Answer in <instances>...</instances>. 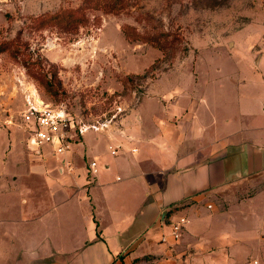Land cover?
<instances>
[{"label":"crops","instance_id":"crops-1","mask_svg":"<svg viewBox=\"0 0 264 264\" xmlns=\"http://www.w3.org/2000/svg\"><path fill=\"white\" fill-rule=\"evenodd\" d=\"M180 93L148 96L125 136L86 133L66 155L71 172L47 150L38 164L9 157L0 168V237L10 238L0 264H229L219 204L229 185L264 180V100L258 110L219 112ZM180 215L190 219L182 238L162 243Z\"/></svg>","mask_w":264,"mask_h":264},{"label":"rangeland","instance_id":"rangeland-1","mask_svg":"<svg viewBox=\"0 0 264 264\" xmlns=\"http://www.w3.org/2000/svg\"><path fill=\"white\" fill-rule=\"evenodd\" d=\"M89 1L0 0V42L11 40L21 50L16 56L0 53V168L9 157L17 160L15 153L20 165L43 162L21 118L28 83H34L43 97L65 104L76 119L92 121L121 108L122 126L129 132L135 116L148 107V96L174 99L185 92L201 104L219 107V112L239 104L261 108L264 0H129L118 14L88 8L89 23L77 31L33 27L41 15L89 7ZM128 24L140 32H171L181 40L164 52L127 38L122 27ZM53 71L61 82L58 97L33 75L44 72L52 79ZM127 76L134 81H124ZM261 186L264 180L259 177L229 185L219 204L222 225L230 233L229 264H245L256 257L264 264ZM210 223L213 226V219ZM9 239L0 237V243Z\"/></svg>","mask_w":264,"mask_h":264},{"label":"built area","instance_id":"built-area-1","mask_svg":"<svg viewBox=\"0 0 264 264\" xmlns=\"http://www.w3.org/2000/svg\"><path fill=\"white\" fill-rule=\"evenodd\" d=\"M24 98L25 107L21 112V118L26 126L30 144L40 154L47 150L58 158L60 172L73 170L72 161L66 159V155L73 149L74 144L82 142L86 133H103L109 137L118 133L125 136L123 120L119 115L122 112L121 108L111 116L86 121L83 118L76 119L65 104H58L43 97L34 83L24 85ZM119 148V144L111 146V153L117 155ZM98 168L97 161H91L88 163L87 173L95 175ZM189 223L190 219L186 215L173 219L169 223V230L161 235L160 241L169 245L178 242ZM245 264H260V261L252 258Z\"/></svg>","mask_w":264,"mask_h":264},{"label":"trees","instance_id":"trees-1","mask_svg":"<svg viewBox=\"0 0 264 264\" xmlns=\"http://www.w3.org/2000/svg\"><path fill=\"white\" fill-rule=\"evenodd\" d=\"M129 0H90L89 7H80L72 9H62L55 13L41 15L35 18L33 27L37 30L39 28L55 27L63 32L77 31L81 26L89 23L88 8L94 10H104L107 13H121L128 7ZM126 37L132 41H140L144 43H151L160 50L167 52L175 49L176 42L179 35L171 32H140L132 25H124L122 27ZM10 51L14 56L21 52L20 47L11 40H3L0 42V53ZM34 77L39 81L40 85L44 86L46 90L53 96L58 97L61 82L58 80L57 71H53L52 79H48L44 72H33ZM129 80L133 82V78L127 76L124 81ZM178 208L177 206L174 208ZM170 209L167 214L171 213Z\"/></svg>","mask_w":264,"mask_h":264}]
</instances>
